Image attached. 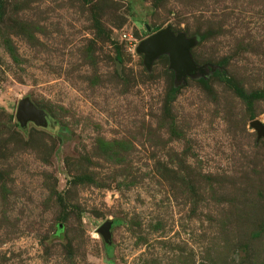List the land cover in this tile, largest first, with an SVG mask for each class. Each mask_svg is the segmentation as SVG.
I'll list each match as a JSON object with an SVG mask.
<instances>
[{"label": "rangeland", "instance_id": "obj_1", "mask_svg": "<svg viewBox=\"0 0 264 264\" xmlns=\"http://www.w3.org/2000/svg\"><path fill=\"white\" fill-rule=\"evenodd\" d=\"M165 27L203 73L146 65ZM255 119L264 0H0V264H264Z\"/></svg>", "mask_w": 264, "mask_h": 264}, {"label": "water", "instance_id": "obj_2", "mask_svg": "<svg viewBox=\"0 0 264 264\" xmlns=\"http://www.w3.org/2000/svg\"><path fill=\"white\" fill-rule=\"evenodd\" d=\"M194 40L187 38L183 32L174 33L170 27L162 28L145 39H143L136 50L144 54L145 63L150 66L153 59L159 54L167 53L170 59V66L176 72L177 78H184L187 74L203 73L201 66L194 63L190 49ZM16 118L22 126L32 122L36 125L45 124V113L39 109L29 97H24L18 103ZM251 126L256 129L260 136H264V124L255 119L251 121ZM113 221L106 220L97 229L104 243L111 244V228Z\"/></svg>", "mask_w": 264, "mask_h": 264}, {"label": "trees", "instance_id": "obj_3", "mask_svg": "<svg viewBox=\"0 0 264 264\" xmlns=\"http://www.w3.org/2000/svg\"><path fill=\"white\" fill-rule=\"evenodd\" d=\"M214 72H216L217 74H219V71H217V70H215ZM115 223H117V222H115ZM119 223V222H118Z\"/></svg>", "mask_w": 264, "mask_h": 264}]
</instances>
